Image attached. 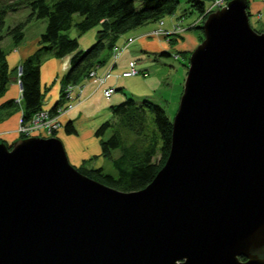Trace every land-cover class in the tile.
Instances as JSON below:
<instances>
[{
  "label": "water",
  "instance_id": "1",
  "mask_svg": "<svg viewBox=\"0 0 264 264\" xmlns=\"http://www.w3.org/2000/svg\"><path fill=\"white\" fill-rule=\"evenodd\" d=\"M247 8L204 20L145 187L81 172L56 136L0 139V264H264V31Z\"/></svg>",
  "mask_w": 264,
  "mask_h": 264
},
{
  "label": "trees",
  "instance_id": "2",
  "mask_svg": "<svg viewBox=\"0 0 264 264\" xmlns=\"http://www.w3.org/2000/svg\"><path fill=\"white\" fill-rule=\"evenodd\" d=\"M189 1L200 13H205L204 0ZM178 3L179 0H0V42L7 34L16 44L24 37L25 21L5 28L7 13L28 6L30 13L27 20L34 17L47 18L45 30L40 34L41 45L34 54L27 56L20 63L23 122L30 124L34 116L44 109L41 50L55 57L70 55L69 67L59 79L60 98L48 110L51 115H56L69 94L68 87H73L94 67L104 62L105 59H99L102 49L112 50L118 37L132 28L162 21L166 15L175 12ZM247 11L251 14L249 3ZM74 13L83 16L76 23L81 32L97 23L102 25L98 30L97 40L86 49L79 47L77 37H71L64 32L72 26ZM193 27L197 25L194 24ZM203 37L204 34L199 35L200 40ZM171 42L174 43L175 40L171 39ZM186 52L191 50L180 51ZM165 53L171 54L169 51ZM10 74L7 52L0 46V96L7 89ZM17 105H20V102L14 98L3 102L0 105V119L8 114L9 110L16 109ZM110 108L112 117L97 126L95 135L100 141L101 155L112 160L117 175L105 172L103 166L87 167L86 163L77 168L88 176L123 191L141 189L153 180L170 152L173 118H170L163 104L147 96L142 99L128 96L121 102L110 105ZM63 128L66 133H76L71 119L63 124ZM109 130L111 132L106 136ZM115 149L119 150L116 155L113 154ZM241 258L245 259L244 256Z\"/></svg>",
  "mask_w": 264,
  "mask_h": 264
},
{
  "label": "crops",
  "instance_id": "3",
  "mask_svg": "<svg viewBox=\"0 0 264 264\" xmlns=\"http://www.w3.org/2000/svg\"><path fill=\"white\" fill-rule=\"evenodd\" d=\"M180 1V0H179ZM251 14H256V17L264 19V0H249ZM168 18H163L162 23L149 22L143 25L132 28L130 31H126L121 34L117 41L116 46L122 47L120 54L114 64V67L118 64L120 65L119 71L120 74L116 75L118 79L122 75V72L130 68V62L135 61L137 67H139V72L143 71L146 73L147 66H150V56L155 54H166L165 51H174V53H179L183 50H192L190 49V43L195 42L197 44L199 34L196 31H188L187 33H182L183 37L178 35L169 34H160L155 36H147L145 33L152 29L161 28L168 30L169 32L174 28L175 24L178 23V20L174 18H179L175 13L171 14ZM181 16V15H180ZM264 21V20H263ZM189 26V24L187 25ZM197 27H188L187 29H192ZM37 40H29L27 42H21L9 46L7 52V61L11 68V79L7 86L5 93L0 96V105L8 99L14 98L21 103V84L19 79V66L21 61L27 56L33 54L39 46V38ZM171 39H174L175 42L172 43ZM128 53L124 55V52L128 50ZM170 55V54H167ZM70 55L64 57H55L47 56L45 62L41 65V83L42 88L45 90V102L44 109L49 110L50 107L60 98V76L68 69L69 67ZM142 62V64L140 63ZM111 63V59L105 60L102 63H99L94 67V71L98 76H103ZM113 63V60H112ZM14 68L17 69V72L14 74ZM138 72V73H139ZM111 74V73H110ZM135 75V74H134ZM113 75H108L106 79L102 82H97L92 80V77H84L77 84L73 85L70 90L67 98L76 97L73 105L61 106L60 108L65 107L63 115H60V120L63 124L71 119L76 127V133H66L63 125L58 129L57 134L62 139L65 150L67 152L69 160L76 162L77 165L83 163L85 159H96L98 156H102L100 153V142L99 138L95 135V128L98 125V121L94 119V116L88 115L84 108L76 110L78 107L83 106L85 103L87 107L95 106L98 99L96 97L97 93H100L103 97L104 89L108 87H117L118 84L111 81L110 79ZM132 76V75H131ZM129 76H123L121 81H125L124 78ZM96 78V77H95ZM167 77L163 76L162 80L158 82V86H155L152 90L144 91V95L151 97L156 101L155 91H159L162 87L168 86V81H165ZM180 79V76L179 78ZM177 80V79H176ZM123 81V82H124ZM179 81V80H178ZM116 85V86H114ZM172 88V85H171ZM112 95V94H111ZM110 95V96H111ZM123 93L117 94L113 100L110 102H102L103 109L108 108L110 111V103L113 104L114 101H119L123 99ZM156 97V98H155ZM159 99V98H157ZM158 101H161L160 99ZM108 105V106H107ZM107 106V107H106ZM23 107L19 109L9 110L2 119H0V138L5 140L7 143L13 142L15 139L19 138L18 126L21 115L23 113ZM76 110V111H75ZM75 111V112H74ZM72 142L78 143L79 146H73ZM72 155V158H71ZM99 161L100 158H97ZM101 161L94 166H102Z\"/></svg>",
  "mask_w": 264,
  "mask_h": 264
},
{
  "label": "rangeland",
  "instance_id": "4",
  "mask_svg": "<svg viewBox=\"0 0 264 264\" xmlns=\"http://www.w3.org/2000/svg\"><path fill=\"white\" fill-rule=\"evenodd\" d=\"M250 1L253 2V0H250ZM204 2H205L206 9L207 8L210 9L211 8L210 5L214 4L213 7L209 11V12H211V11L221 7L222 5L226 4L227 0H204ZM209 12L200 13V11L197 9V7L195 5H192V2H190L189 0H180L178 5H177V9L174 12L176 15L179 16V18L178 17L174 18V19L178 20V23H176L174 28L171 30L172 33L175 35H178L179 37H183L182 33H187L188 31H196L199 35L204 34V30H203L202 25H203L204 20L206 19ZM29 13H30V8L28 6H25V7L21 8L17 11H11V12L7 13V15L5 17V28L7 26H12L18 22L25 21L26 24L24 26V37L19 43L27 42L29 40H32V42H33L34 40H37V38H35V37L39 38V35L45 30V27L47 24V18H45V17H40V18L34 17V18H31L30 20H27V16ZM171 16L175 17L174 15L168 14L164 17V19L171 17ZM82 18H83V16L81 14L74 13L72 26L69 29L65 30L64 32L71 37H77L78 42H79V47L86 49L95 43V41L98 38V30L102 28V25L100 23H97V24L91 26L89 29L81 32L78 29L76 23L78 21H80ZM263 20L264 19H260V17H256V14H250L251 25L259 32L264 31V21ZM159 23H162V21L160 20ZM188 24H189V26H187ZM194 24L197 25V28L187 29L188 27L194 26ZM157 29H160V28H157ZM130 30H128V31H130ZM152 30H150V31H152ZM150 31L145 33V35L155 36V35L163 34L161 31L159 33H156V34H151ZM199 42H201V40L198 37L197 44ZM14 44H16V43L14 42L13 38L8 34L5 35L4 39L0 42V46L5 51L8 50L9 46L14 45ZM197 44H195V42H191L190 43V49L193 50ZM40 45L41 44L39 42V46ZM114 50H115L114 48L112 50L109 48H104L100 51L99 59L108 60L110 58L111 63L109 65L107 72L103 76H98L96 73H94V75L90 76V77H92L90 79L96 80L99 83V82H101L100 78H104V80H105L108 75H113L110 78V79H112L111 81L115 82V84H118L115 91L112 93L111 96L103 95V97L101 96L100 93H97L96 97H97L98 101L95 104V106L87 107V105L85 103L83 106L78 107L76 110H78L80 108H84V111L88 115L94 116V119H96L98 121L97 124L99 125L104 120L112 117V113L109 112L108 108L103 109V106H104L102 103L103 101L104 102H110V100H113L118 93L119 94L123 93L124 97H123V99H121L119 101H114L113 104L121 102L122 100L126 99L128 96H133L137 99H142V98L146 97L143 94L144 91H147V90L154 91L153 88L155 86H158V82L160 80H162L163 76H166L167 78L165 79V81H168V86L162 87L157 92L155 91V93H154L155 95H153V96H156L157 98H159L161 100V101H158L159 99H157L155 97L156 102H159L165 106L166 111H167L168 115L170 116V118L171 119L174 118L175 114L178 110V107H179L181 93H182L183 85H184V79H185L186 74H187V69L189 66V58H190L191 52L174 53V51H171L170 55L162 54V53L151 55L150 56V64L151 65L147 66V69H145V70H147L146 73H143V71H140L139 73H136L135 75L124 78L125 81L123 80L124 81L123 82V81H121V79H123L122 78L123 76H120L121 79H120V77L118 79L116 78V75L120 74V72H118L120 65L117 64L114 67V64L116 63V61L114 64H112V60L115 59ZM128 51H129V49L124 52V55L127 54ZM185 51H187V50H185ZM119 54H120V51H119L118 55ZM47 56H53V54L46 52V51H43V50L40 51V58L42 60V63L45 62V58ZM140 63L142 64V62H140ZM16 72H17V69L14 68L13 73L15 74ZM179 76H180V79H178ZM171 85H172V88H171ZM114 86H116V85H114ZM69 89H71V88L68 87V90ZM149 98H151V97H149ZM75 100H76V97L66 98L64 100V102L62 103V106L69 107L70 104L73 105V102H75ZM44 102H45V96H44ZM110 105H112V104L110 103ZM110 105H109V107H110ZM21 106H23L22 101H21L20 105L16 106V109H19V107H21ZM65 109H66L65 107L59 108L58 113L56 115L46 114L44 119L41 120V124H39V125H35L36 123H32L33 128L28 129L29 131H31L32 135L29 134L28 136H41V137L56 136V137H59L57 134V131L63 125V122L59 118H60V115H63L64 111H66ZM110 111H111V108H110ZM21 119H22V115H21V118L19 121V126L17 129H18L20 137H23L21 134H24L26 131L20 130V126L22 125ZM54 120L57 122L56 127L51 126V124L53 123ZM98 125H95V126H98ZM50 128L53 130H50ZM53 131H55V134H53ZM110 132L111 131L109 130L106 133V136H108L110 134ZM28 136H26V137H28ZM1 140H3V139H1ZM98 141H99V139H98ZM8 144H10V143H8ZM118 152H119V150L115 149L113 151V154L116 155ZM158 157H160V155H158ZM71 158H72V155H71ZM97 158H100V160L98 161ZM97 158L92 159V157H91L89 159H85L83 161V163H86L87 167H92V166H94L95 163L98 164L101 161V163L103 164L102 166H103L105 172L111 173L113 175H117V169L115 168L112 160L109 157L102 155V156H98ZM70 162L72 164H74L76 167L79 166L76 164V162H72L71 160H70ZM80 165H82V163Z\"/></svg>",
  "mask_w": 264,
  "mask_h": 264
},
{
  "label": "built area",
  "instance_id": "5",
  "mask_svg": "<svg viewBox=\"0 0 264 264\" xmlns=\"http://www.w3.org/2000/svg\"><path fill=\"white\" fill-rule=\"evenodd\" d=\"M214 5V4H213ZM213 5H210L211 6V8L213 7ZM210 8V9H211ZM210 9L209 8H207L206 9V11H205V13H207V12H209L210 11ZM162 32L163 34H165V35H167V34H169V33H171L172 31H168V30H163V29H153L152 31H150L151 32V34H156V33H159V32ZM114 57H115V59L113 60V63L112 64H114L115 63V61L117 60V58H118V53H119V51H120V49H118L117 47H114ZM130 68L129 69H127V70H125V71H123L122 72V75L123 76H131V75H134V74H136V73H138L139 72V68L137 67V65H136V62L135 61H132V62H130ZM94 69H92L90 72H89V75L90 76H92V75H94ZM101 80V82L104 80V78H100ZM70 88L72 89V87L70 86ZM71 89H69L68 91L70 92V90ZM115 87H108V88H105L104 89V94H105V96H110L114 91H115ZM46 114H50L49 113V111L48 110H41V111H39L35 116H34V118H33V121L30 123V124H24V125H22L21 127H20V130H22V131H26V132H28L29 130L28 129H30V128H33V124L32 123H36L35 125H39V124H41V120H43L44 119V117H45V115ZM23 122V120L21 119V123ZM24 123V122H23ZM32 124V125H31ZM30 125V126H29ZM51 126L52 127H56L57 126V122L54 120L53 121V123L51 124ZM51 127V128H52ZM50 128V130H53V129H51ZM25 132V133H26ZM31 132V131H30ZM24 133V132H23Z\"/></svg>",
  "mask_w": 264,
  "mask_h": 264
},
{
  "label": "bare ground",
  "instance_id": "6",
  "mask_svg": "<svg viewBox=\"0 0 264 264\" xmlns=\"http://www.w3.org/2000/svg\"><path fill=\"white\" fill-rule=\"evenodd\" d=\"M115 47H117V48L120 49V50H121V48H122V47H118V46H115ZM19 74H20V71H19ZM86 77H90V75L88 74ZM24 124H25V123L22 122V125H24ZM22 125H21V126H22ZM21 126H20V127H21ZM29 134L32 135L30 131L24 133V135H25L24 137L28 136ZM11 143H12V142H11ZM72 145H73V146H75V145H76V146H79L78 143H74V142H72Z\"/></svg>",
  "mask_w": 264,
  "mask_h": 264
}]
</instances>
